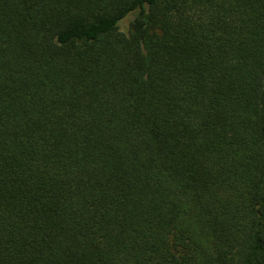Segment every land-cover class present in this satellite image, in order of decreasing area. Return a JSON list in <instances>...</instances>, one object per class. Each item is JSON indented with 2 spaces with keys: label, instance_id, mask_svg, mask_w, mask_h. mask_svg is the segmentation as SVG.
<instances>
[{
  "label": "trees",
  "instance_id": "16d2710c",
  "mask_svg": "<svg viewBox=\"0 0 264 264\" xmlns=\"http://www.w3.org/2000/svg\"><path fill=\"white\" fill-rule=\"evenodd\" d=\"M0 264H264V0H0Z\"/></svg>",
  "mask_w": 264,
  "mask_h": 264
},
{
  "label": "rangeland",
  "instance_id": "374dc122",
  "mask_svg": "<svg viewBox=\"0 0 264 264\" xmlns=\"http://www.w3.org/2000/svg\"><path fill=\"white\" fill-rule=\"evenodd\" d=\"M138 16V11L131 13L124 20L119 23V30L128 34L131 30V24Z\"/></svg>",
  "mask_w": 264,
  "mask_h": 264
}]
</instances>
